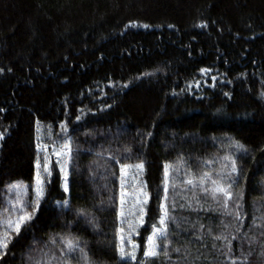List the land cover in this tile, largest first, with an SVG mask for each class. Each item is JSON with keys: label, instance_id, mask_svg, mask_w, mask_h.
<instances>
[{"label": "trees", "instance_id": "1", "mask_svg": "<svg viewBox=\"0 0 264 264\" xmlns=\"http://www.w3.org/2000/svg\"><path fill=\"white\" fill-rule=\"evenodd\" d=\"M0 70V233L19 216L8 186L33 181L37 123L72 147L68 191L53 164L0 264H138L173 201L170 258L153 264H264V0H0ZM229 157L241 220L233 201L185 183H228ZM141 162L149 199L132 261L116 248L119 166Z\"/></svg>", "mask_w": 264, "mask_h": 264}, {"label": "snow or ice", "instance_id": "2", "mask_svg": "<svg viewBox=\"0 0 264 264\" xmlns=\"http://www.w3.org/2000/svg\"><path fill=\"white\" fill-rule=\"evenodd\" d=\"M144 27H148V25H144ZM2 71V70H0ZM201 71H209L202 69ZM215 79V77H213ZM79 119V117H77ZM3 138V133H0V139ZM237 148L243 150L244 146L240 145L239 142H236ZM38 149H46L47 145L43 144H37L36 146ZM128 151V150H126ZM55 155L57 157H66V159L58 160L57 163L60 165L61 172L64 173V190L68 191V172H67V166L70 163L72 159V147L71 143L69 141H66L63 145L60 146L58 151H55ZM228 159H231L230 157ZM43 160V164L41 161ZM36 174H35V200L34 201H22L18 198V203L20 207L16 209L21 214L17 216L15 219L11 218L9 216L4 223L6 224V229L3 233H0V258H2L3 254L7 251L9 243L12 240V232H14L15 235H19L21 231L22 226H26L27 222L32 219V214L27 211L28 207H32L33 209H36L39 207L40 200L45 195V176H51V169H50V157L47 152L44 153L43 156H41L40 152L37 153L36 162ZM144 163L141 162L139 164L129 165V164H121L120 165V185H121V191H120V211L119 216L120 217H126V215L130 213H126L124 209V205L126 203V198L129 195L127 192L126 184L128 183L127 177L129 176V169H134L137 174L142 173L144 170ZM170 165L165 164L164 165V201H167L168 199V190H169V169ZM227 167V165H225ZM238 171V166L234 159H231V169L228 173V179L229 182H224L223 175L220 176L217 179L212 178V174L209 172H202L198 177L197 176H191L186 180V185H191L193 187H196L197 183H199L201 191H203L206 195L211 194V196L215 199L218 196L222 195L224 197V206L225 209L228 207L229 201H233L235 205V218L237 220L242 219V213L240 209L242 208V198L243 193H234L232 191L233 183L235 182L234 179H232V174L236 173ZM42 172L44 175H42ZM133 179H135V176H133ZM142 187L139 188V190L134 193L136 196V203L140 206V220L139 224H144L143 216L146 215V209L145 205L148 203L149 194L146 191L147 184L144 181H141ZM206 184H210L211 187H206ZM10 189H27L26 185H22L20 183H14L8 186ZM141 196L143 198H141ZM157 199L159 200L160 197L157 196ZM64 204H67L68 201H63ZM175 201H173L170 205L164 202L159 203L158 205V211L160 213L158 225L157 223L151 224V233L146 236L144 240V247H143V257L147 259H141L139 260L138 264H153V262L163 256L164 258L168 259L170 258L169 252H168V246L172 243L170 236L173 235L172 230L169 227V220H172V214L170 211V208H175ZM232 214V213H228ZM138 225L130 223L128 225L127 232L123 227H121L118 232V238H119V244L116 245V248L119 252V256L121 259H130L132 261H137V251L140 250V244H138L135 240L132 239V234L135 232L137 235L139 232L137 231ZM264 235V233H262ZM219 239V237H217ZM225 239H227L225 237ZM235 239V237H233ZM53 243H55V240H53ZM67 247L69 251L74 250L75 248L79 247V245L76 243L75 240H67ZM226 247L228 249L227 255H230L232 252V241L227 240ZM81 252H83V249H80ZM175 252H179V248L173 249ZM261 256H264V251L261 252ZM90 264V261L88 262ZM232 264H236V261L233 260Z\"/></svg>", "mask_w": 264, "mask_h": 264}, {"label": "rangeland", "instance_id": "3", "mask_svg": "<svg viewBox=\"0 0 264 264\" xmlns=\"http://www.w3.org/2000/svg\"><path fill=\"white\" fill-rule=\"evenodd\" d=\"M66 141H69V139L68 138H63V139L55 138L54 134H53V128L51 126L43 124V123H40V122L37 123V128H36V146H37V144L47 145L46 149H38L36 147L37 153L40 152L41 156H43L45 152H47V154H49V157H50V169H51V166L53 164L56 165V167L59 169V171L61 173V186H62L63 189H64V173L61 172L60 165L57 163V161L58 160L62 161L63 159H66V157H57L55 155V151H58L60 146L63 145ZM41 163L43 164V160L41 161ZM135 164H139V163H135ZM129 165H134V164H129ZM68 166H69V164H68ZM68 166H67V172H68ZM119 171H120V166H119ZM128 171H129V176L126 178L127 181H128V183L126 184V188H127V192L129 193V195L126 198V203L124 205V209H125L126 213H130V214L126 215V217L122 218V217L119 216V211H120V191H121L120 183H119V200H118V230L121 227H123L126 232H127V229H128V225L130 223L138 225L137 231L142 226V225L139 224V220H140V206L137 205V203H136V196L134 195V193H136L139 190V188L143 186L141 184V181H144L142 179V173L137 174L134 169H129ZM35 174H36V167H35V173H34V177H33V181L31 183V185L28 186V185L25 184L27 186V189H24V188H21L19 190H17V189H9V191H10L9 200L12 203L13 210L16 211V213L19 214V215L21 213L16 210V209H18L20 207L19 203L17 202L18 198L20 200H22V201H25V202L34 201L35 200V192H34ZM42 175H44L43 172H42ZM133 176H135V179H133ZM49 177L50 176H45V187H46V184H47V181H48ZM141 198H143V197L141 196ZM58 204L65 205L63 203V201L58 202ZM27 210H31L32 211L33 208L32 207H28ZM144 217H145V215L143 216V219H144ZM150 233H151V231H150ZM136 235L137 234L135 232L132 234V239L133 240H135ZM117 239H118V244H119L118 236H117ZM138 254H139V250L137 251V258H138ZM118 255H119V252H118ZM142 256H143V253H142ZM125 259H127V258H125Z\"/></svg>", "mask_w": 264, "mask_h": 264}]
</instances>
